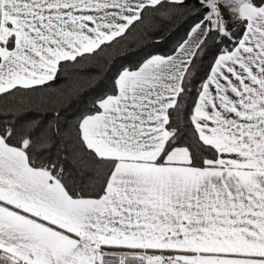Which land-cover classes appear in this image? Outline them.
Instances as JSON below:
<instances>
[{"label":"snow or ice","instance_id":"snow-or-ice-1","mask_svg":"<svg viewBox=\"0 0 264 264\" xmlns=\"http://www.w3.org/2000/svg\"><path fill=\"white\" fill-rule=\"evenodd\" d=\"M110 259L264 264V0H0V264Z\"/></svg>","mask_w":264,"mask_h":264},{"label":"built area","instance_id":"built-area-1","mask_svg":"<svg viewBox=\"0 0 264 264\" xmlns=\"http://www.w3.org/2000/svg\"><path fill=\"white\" fill-rule=\"evenodd\" d=\"M108 264H116V261L114 259H110Z\"/></svg>","mask_w":264,"mask_h":264},{"label":"trees","instance_id":"trees-1","mask_svg":"<svg viewBox=\"0 0 264 264\" xmlns=\"http://www.w3.org/2000/svg\"><path fill=\"white\" fill-rule=\"evenodd\" d=\"M130 46H132V45H130ZM160 50H161V51H166V48H161Z\"/></svg>","mask_w":264,"mask_h":264}]
</instances>
